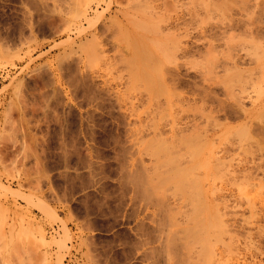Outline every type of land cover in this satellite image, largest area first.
Segmentation results:
<instances>
[{
	"label": "rangeland",
	"instance_id": "1",
	"mask_svg": "<svg viewBox=\"0 0 264 264\" xmlns=\"http://www.w3.org/2000/svg\"><path fill=\"white\" fill-rule=\"evenodd\" d=\"M0 264H264V0H0Z\"/></svg>",
	"mask_w": 264,
	"mask_h": 264
},
{
	"label": "bare ground",
	"instance_id": "2",
	"mask_svg": "<svg viewBox=\"0 0 264 264\" xmlns=\"http://www.w3.org/2000/svg\"><path fill=\"white\" fill-rule=\"evenodd\" d=\"M178 39V38H177ZM182 40V39H181ZM178 43H179V41H178ZM181 43V42H180ZM182 44V43H181ZM182 46V45H181ZM179 47V46H178ZM184 48V47H183ZM186 51V50H185ZM187 52V51H186ZM185 52V53H186ZM183 53H184V51H183ZM186 55V54H185ZM177 70V69H176ZM177 74V73H176ZM246 112V111H245ZM152 145V144H151ZM154 145V144H153ZM152 145V146H153ZM159 146V148L158 149H155L154 148V151H156V154L158 153V152H160V151H164L165 153V155L164 156H166V154H167V152H169L168 150V147L165 145H163V144H158ZM156 147V146H155ZM153 149V148H152ZM171 151V150H170ZM161 153V152H160ZM169 154V153H168ZM167 154V155H168ZM170 155H171V153H170ZM169 156V155H168ZM168 156H166V157H168ZM172 156V155H171ZM171 156H169L168 158H167V161L170 163V162H172V160L175 162V160L177 159V156L176 155H174L173 154V156H175V158L174 157H171ZM166 157H164V158H162V159H164L165 160V158ZM163 161V160H162ZM166 161V162H167ZM173 162V163H174ZM187 169H189V168H179L177 171H175L173 174H172V179L175 181V183H176V186L177 187H181L182 185L184 186V184L185 183H187V175H188V170ZM171 178V175L170 176H167L166 177V179H170ZM137 179V178H136ZM164 180H165V178H164ZM136 181V180H135ZM133 182V183H136V182ZM137 181H139L138 179H137ZM143 181V180H142ZM139 182H141V180L139 181ZM138 182V184L139 185H141L140 183ZM142 183V182H141ZM137 184V183H136ZM136 184H134V185H136ZM137 184V185H138ZM140 187V186H139ZM208 222H204V224L205 225H203V229H204V234L206 233L205 231H207V230H210L209 228L210 227H215L212 223H211V220H207ZM212 227V228H213ZM212 230V229H211ZM208 232V231H207ZM203 235V234H202ZM207 235V234H206ZM205 235V236H206ZM207 237V236H206ZM205 237V239H204V237L202 236L201 238L203 239V240H206L207 238Z\"/></svg>",
	"mask_w": 264,
	"mask_h": 264
}]
</instances>
